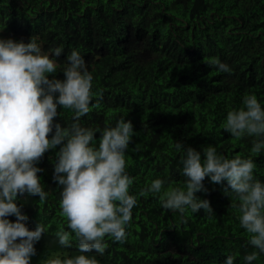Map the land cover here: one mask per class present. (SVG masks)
<instances>
[{"label": "trees", "instance_id": "1", "mask_svg": "<svg viewBox=\"0 0 264 264\" xmlns=\"http://www.w3.org/2000/svg\"><path fill=\"white\" fill-rule=\"evenodd\" d=\"M0 0V37H38L44 51L63 46L53 75L67 63L73 49L80 51L93 72L90 111L82 124L103 128L124 117L134 125L127 151V171L133 178L130 193L137 195L132 219L121 243L106 236L99 264H222L227 254L234 264H245L254 250L239 224L237 209L223 185L205 177L213 212L184 213L165 209L160 194L139 195L156 177L171 186L184 179L176 141L201 151L208 145L228 156H252L255 175L264 182V151L251 153V137L235 138L224 129L227 111L241 106L242 96L254 93L264 104V0ZM219 57L232 69L222 72L212 63ZM54 118L71 122V109L58 106ZM51 136V133H49ZM99 140L100 133L95 134ZM47 150L37 175L49 196H17L34 229L41 220L47 232L34 245L30 264H43L59 255L74 256L75 246L64 247L53 233L66 226L61 216L59 185L52 179L55 152ZM226 184V181L224 182ZM167 186V185H166ZM9 219L15 220V216ZM19 239V238H18ZM251 264H264L261 253Z\"/></svg>", "mask_w": 264, "mask_h": 264}, {"label": "clouds", "instance_id": "2", "mask_svg": "<svg viewBox=\"0 0 264 264\" xmlns=\"http://www.w3.org/2000/svg\"><path fill=\"white\" fill-rule=\"evenodd\" d=\"M62 51V45L44 51L36 35L27 42L0 37V264H30L36 254L34 245L47 232L42 220L30 229L17 196L27 193L38 195L40 202L47 200L49 193L37 175L43 171L38 162L57 145L52 179L59 185L60 213L67 220L53 236L64 247H72L75 241L79 253L64 258L56 255L43 264H99L88 253L95 250L103 255L108 248L106 236L121 243L126 240V228L138 202L137 195L129 191L133 178L126 160L130 141L138 134L132 121L121 117L103 128L82 124L79 118L90 111L97 94L93 92L94 75L80 51L73 49L59 70L64 78H56L53 57ZM212 63L219 71H232L219 57ZM58 106L74 113L65 126L54 120L61 115ZM224 129L235 138L251 137V153L264 151V104L256 94H244L241 106L227 111ZM175 148L181 153L182 185L171 186L166 178L156 177L139 195L160 194L163 208L181 214L186 209L213 212L210 201L196 193L208 191L205 177L220 183L254 247L243 257L245 264H251L264 253V182L255 175L254 159L228 156L214 145L203 147L202 156L179 140ZM234 261L235 256L227 254L222 264Z\"/></svg>", "mask_w": 264, "mask_h": 264}, {"label": "rangeland", "instance_id": "3", "mask_svg": "<svg viewBox=\"0 0 264 264\" xmlns=\"http://www.w3.org/2000/svg\"><path fill=\"white\" fill-rule=\"evenodd\" d=\"M78 1L81 8H84L85 5L87 4L86 0H78Z\"/></svg>", "mask_w": 264, "mask_h": 264}]
</instances>
